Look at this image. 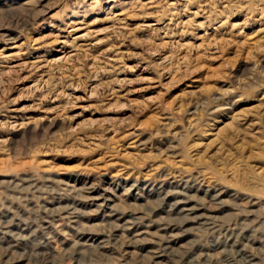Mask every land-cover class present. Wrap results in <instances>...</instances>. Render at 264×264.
<instances>
[{"label": "rangeland", "instance_id": "rangeland-1", "mask_svg": "<svg viewBox=\"0 0 264 264\" xmlns=\"http://www.w3.org/2000/svg\"><path fill=\"white\" fill-rule=\"evenodd\" d=\"M0 264H264V0H0Z\"/></svg>", "mask_w": 264, "mask_h": 264}]
</instances>
